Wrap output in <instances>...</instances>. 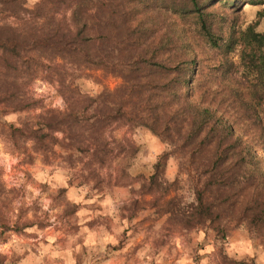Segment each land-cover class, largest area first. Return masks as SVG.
I'll return each mask as SVG.
<instances>
[{"label": "clouds", "instance_id": "obj_1", "mask_svg": "<svg viewBox=\"0 0 264 264\" xmlns=\"http://www.w3.org/2000/svg\"><path fill=\"white\" fill-rule=\"evenodd\" d=\"M76 7L0 3V29L74 36ZM262 12L244 3L240 32L264 36ZM32 59L38 66L14 78L22 106L0 103V264H264V234L247 220L189 223L206 178L181 136L105 99L119 85L59 56ZM173 199L176 216L161 211Z\"/></svg>", "mask_w": 264, "mask_h": 264}, {"label": "trees", "instance_id": "obj_2", "mask_svg": "<svg viewBox=\"0 0 264 264\" xmlns=\"http://www.w3.org/2000/svg\"><path fill=\"white\" fill-rule=\"evenodd\" d=\"M19 2L0 0L12 12ZM51 3L75 4L79 31L73 36L55 26L21 36L0 29V68L28 69L38 63L33 56H59L120 78L116 94L105 99L132 104L157 131L181 136L182 150L203 169L201 206L189 223L228 215L264 234V156L258 154L264 152V36L238 28L243 4L264 0ZM2 82L0 103L21 107L14 79ZM213 191L222 196L215 205L208 202ZM161 211L176 216L179 209L173 199Z\"/></svg>", "mask_w": 264, "mask_h": 264}, {"label": "rangeland", "instance_id": "obj_3", "mask_svg": "<svg viewBox=\"0 0 264 264\" xmlns=\"http://www.w3.org/2000/svg\"><path fill=\"white\" fill-rule=\"evenodd\" d=\"M38 57V56H37ZM51 58V57H48ZM34 66H38V63L36 64H31V66L27 69L26 67H24L27 70H31ZM21 67H23L22 65L19 66L17 71H14V69H12V67H8L6 69L4 68H0V79L3 81L4 79H7V81H11L12 79H14L17 76H20L23 74V72L21 71ZM82 72L92 75L98 79H102L105 83L112 85V84H117L119 85L121 83L120 78L113 76L110 73L104 72L100 69H82ZM0 82V88L3 89L4 88V83ZM11 87V86H10ZM12 88V87H11ZM17 93H19V89L16 88L15 89ZM9 104V103H8ZM7 104V105H8ZM9 106V105H8ZM16 135V134H15ZM19 135V134H18ZM184 151V150H183ZM171 191V190H170ZM171 193V192H170ZM208 196L211 198L212 202L214 203V205L218 202H220L222 196H219V194L215 191H213V193H208Z\"/></svg>", "mask_w": 264, "mask_h": 264}]
</instances>
